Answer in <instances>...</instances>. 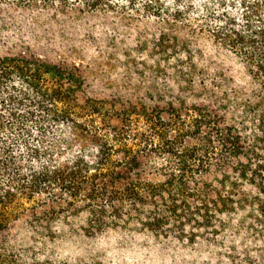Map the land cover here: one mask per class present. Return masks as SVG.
Segmentation results:
<instances>
[{
  "label": "trees",
  "instance_id": "trees-1",
  "mask_svg": "<svg viewBox=\"0 0 264 264\" xmlns=\"http://www.w3.org/2000/svg\"><path fill=\"white\" fill-rule=\"evenodd\" d=\"M7 8L142 13L159 21L162 40L166 27L194 26L255 87L233 114L217 96L147 104L97 96L81 66L30 48L0 55V261L19 222L80 214L102 230L178 225L185 235L232 216L247 188L264 202V0H0Z\"/></svg>",
  "mask_w": 264,
  "mask_h": 264
},
{
  "label": "rangeland",
  "instance_id": "rangeland-1",
  "mask_svg": "<svg viewBox=\"0 0 264 264\" xmlns=\"http://www.w3.org/2000/svg\"><path fill=\"white\" fill-rule=\"evenodd\" d=\"M194 28L166 27L162 40L159 21L142 13L7 8L0 11V55L30 48L50 62L81 66L100 97L189 104L217 96L229 107L223 112L237 113L232 108L252 94L253 82L235 56ZM247 191L232 216L185 235L178 225L157 235L135 224L102 230L80 214L45 225L19 222L2 243L0 264H264V202Z\"/></svg>",
  "mask_w": 264,
  "mask_h": 264
}]
</instances>
